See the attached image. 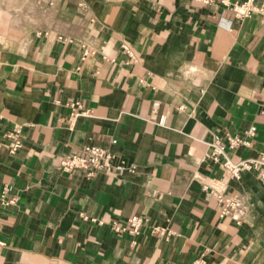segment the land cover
Returning a JSON list of instances; mask_svg holds the SVG:
<instances>
[{
  "label": "crops",
  "instance_id": "1",
  "mask_svg": "<svg viewBox=\"0 0 264 264\" xmlns=\"http://www.w3.org/2000/svg\"><path fill=\"white\" fill-rule=\"evenodd\" d=\"M235 1L0 0V264H264V17ZM88 143L111 170L63 169Z\"/></svg>",
  "mask_w": 264,
  "mask_h": 264
},
{
  "label": "built area",
  "instance_id": "2",
  "mask_svg": "<svg viewBox=\"0 0 264 264\" xmlns=\"http://www.w3.org/2000/svg\"><path fill=\"white\" fill-rule=\"evenodd\" d=\"M201 2L203 4L210 5L215 2H222L224 4H231L229 0H192ZM236 15L240 18L250 17L254 13H260L264 17V5L257 7L254 0H243L235 1L232 3ZM261 113L264 114V100L261 103ZM256 132V127L252 126L245 131L244 135H229L224 144L220 142L214 149V156L218 159L219 155L225 154L227 148H236L238 146H250L251 137ZM20 129L17 128L9 133V136L13 139L10 145V152L14 153L18 148L22 146V141L19 138ZM219 137L217 136V139ZM117 139H112V143H116ZM115 153L109 147H103L94 143L86 144L82 149V154L66 156L61 161V166L65 170H71L77 167L91 168V169H105L110 171L112 168V159ZM254 162L252 160H243L238 163H234L230 158H226L224 161L225 167L229 170L232 177L240 178L241 173L253 166ZM118 168L123 169V165H119ZM89 176L93 175V172L88 173ZM221 181L219 179H213L212 182L208 183L206 188L219 189ZM7 189L6 191H8ZM222 200L223 197L220 196ZM229 205H237V203L231 202ZM227 212V210H225ZM143 224V219L141 215H133L129 219V228L132 232L138 233Z\"/></svg>",
  "mask_w": 264,
  "mask_h": 264
}]
</instances>
